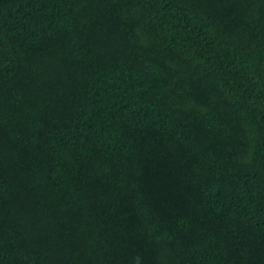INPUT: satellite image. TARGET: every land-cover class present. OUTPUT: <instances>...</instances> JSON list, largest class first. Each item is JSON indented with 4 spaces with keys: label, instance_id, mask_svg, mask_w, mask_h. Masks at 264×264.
Returning a JSON list of instances; mask_svg holds the SVG:
<instances>
[{
    "label": "trees",
    "instance_id": "1",
    "mask_svg": "<svg viewBox=\"0 0 264 264\" xmlns=\"http://www.w3.org/2000/svg\"><path fill=\"white\" fill-rule=\"evenodd\" d=\"M0 264H264V0H0Z\"/></svg>",
    "mask_w": 264,
    "mask_h": 264
}]
</instances>
